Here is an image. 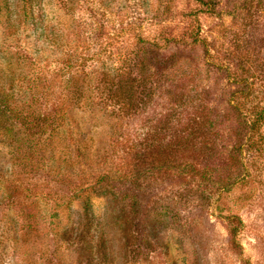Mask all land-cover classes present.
<instances>
[{
  "label": "rangeland",
  "instance_id": "1",
  "mask_svg": "<svg viewBox=\"0 0 264 264\" xmlns=\"http://www.w3.org/2000/svg\"><path fill=\"white\" fill-rule=\"evenodd\" d=\"M75 44L131 118L48 113ZM0 92V264H264V0H0Z\"/></svg>",
  "mask_w": 264,
  "mask_h": 264
},
{
  "label": "trees",
  "instance_id": "2",
  "mask_svg": "<svg viewBox=\"0 0 264 264\" xmlns=\"http://www.w3.org/2000/svg\"><path fill=\"white\" fill-rule=\"evenodd\" d=\"M107 1L110 2L111 0ZM45 37L56 39L58 35L49 33ZM34 44L37 45L39 42L36 41ZM38 46L34 48L35 50L30 55L23 57L34 66L35 70L31 69L32 73L35 72L33 74L34 78L35 80L41 79L42 84L43 71L48 75L53 70H45L46 68L41 63V55H39L42 47L38 48ZM71 49L61 62L63 66H58L56 68L57 74H54L58 77L62 76V80H59L57 76L51 75L45 77L47 81L44 79L43 89L48 95L45 107L48 113L60 115L73 107L84 108L91 110L90 112L94 115L100 113L99 115L103 116L107 114L116 123L122 118L127 119L134 114L135 111H131L134 110L133 101L135 98L133 81L131 80L132 82H130V77L127 76L129 75L130 64L125 62L124 65L112 67V70L108 72L103 68V64L99 65L101 67V69L99 67V70L90 69L88 68L87 56L84 55V52L78 53L76 44ZM18 73L19 69L17 71L14 66H11V94L14 93L12 83ZM20 75L22 77L20 85L22 86L25 77L22 76L23 73ZM57 88H59L58 91L56 90ZM2 95L3 93L0 92V106L7 108L5 98ZM132 135V132L129 131L126 135V140L130 139Z\"/></svg>",
  "mask_w": 264,
  "mask_h": 264
}]
</instances>
